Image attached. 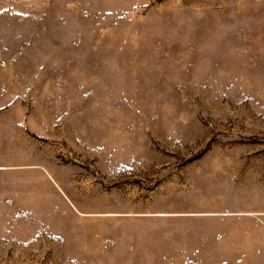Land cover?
<instances>
[{
	"label": "rangeland",
	"instance_id": "rangeland-1",
	"mask_svg": "<svg viewBox=\"0 0 264 264\" xmlns=\"http://www.w3.org/2000/svg\"><path fill=\"white\" fill-rule=\"evenodd\" d=\"M0 264H264V0H0Z\"/></svg>",
	"mask_w": 264,
	"mask_h": 264
}]
</instances>
